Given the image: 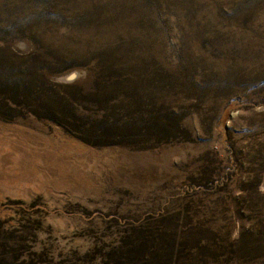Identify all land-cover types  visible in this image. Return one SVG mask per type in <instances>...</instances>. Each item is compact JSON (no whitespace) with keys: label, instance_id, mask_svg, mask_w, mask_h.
I'll return each mask as SVG.
<instances>
[{"label":"rangeland","instance_id":"374dc122","mask_svg":"<svg viewBox=\"0 0 264 264\" xmlns=\"http://www.w3.org/2000/svg\"><path fill=\"white\" fill-rule=\"evenodd\" d=\"M1 203L0 264H264V0H0Z\"/></svg>","mask_w":264,"mask_h":264},{"label":"trees","instance_id":"16d2710c","mask_svg":"<svg viewBox=\"0 0 264 264\" xmlns=\"http://www.w3.org/2000/svg\"><path fill=\"white\" fill-rule=\"evenodd\" d=\"M8 205V204H7ZM13 205H15L16 207H19L20 208V210H25V211H31V210H33L34 209V207L33 206H28L27 208H25V206H23V204L22 203H13ZM0 210H1V212H3V213H5L4 215H6V216H9V217H11V215H12V212H14V213H16L17 212V210H19V209H12L11 207H9V206H6V205H2V203L0 204Z\"/></svg>","mask_w":264,"mask_h":264}]
</instances>
